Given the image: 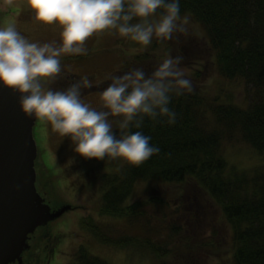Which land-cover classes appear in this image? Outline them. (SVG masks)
<instances>
[{"label":"rangeland","instance_id":"374dc122","mask_svg":"<svg viewBox=\"0 0 264 264\" xmlns=\"http://www.w3.org/2000/svg\"><path fill=\"white\" fill-rule=\"evenodd\" d=\"M25 21L36 22L38 27H29ZM9 23L30 42L60 43L61 29L36 21L27 0H0V26ZM185 27L188 28V35L174 33V39L164 43L154 38L147 48H141L115 33L94 35L86 41V55L61 57L62 71L50 87L66 90L86 76L92 87L81 89L82 99L91 107L101 110V93L111 83V77L136 68L150 74L161 59L170 54L183 57L181 67L186 69L193 84L201 85L208 104H213L218 98L221 103L248 106L252 96L250 87L240 79L231 81L219 76L204 57L205 47H200L202 39L199 27L192 22ZM109 120L113 124L114 134L119 138L122 132L120 118L109 117ZM35 125L34 136L38 144L37 191L51 206L61 204L72 207L71 211L52 223L51 227L60 233L61 243L57 254L50 260L51 264L70 263L81 246L90 255L109 264H233L231 228L222 210L198 186L164 184L160 181L142 182L134 186L125 206L149 198L163 202L146 206L143 210V216L148 219L151 248H141L137 244L139 239L148 236L144 226L139 223L127 225L122 220L100 215L96 211L104 176L116 172L123 161L107 157L102 161L84 160L74 153L71 142L53 131L49 124L37 119ZM220 149L228 166L236 170L252 171L264 167V160L239 137H225ZM42 162L51 175H44ZM42 177L43 182L49 178L50 187L43 184ZM86 218L105 226L106 230H121L127 237L133 238L131 246L113 248L101 245L93 234L81 227L82 220ZM29 245L32 247L33 241ZM42 249L40 246L37 252L31 250V254L27 253L32 258L27 264H34V258H41L44 254Z\"/></svg>","mask_w":264,"mask_h":264},{"label":"trees","instance_id":"16d2710c","mask_svg":"<svg viewBox=\"0 0 264 264\" xmlns=\"http://www.w3.org/2000/svg\"><path fill=\"white\" fill-rule=\"evenodd\" d=\"M180 10L199 27L206 61L222 78L244 81L251 89V100L245 107L218 98L208 104L201 85L193 84L190 94H172L169 108L176 113L175 123L168 124L159 113L155 118L137 116L130 130L150 136L159 152L139 167L123 162L116 172L104 176L96 211L127 225L144 226L148 236L137 244L151 248L143 210L163 202L149 198L125 206L134 186L148 181L194 184L222 210L231 228L233 264H264V167L236 170L228 166L220 149L225 137H239L264 160V0H180ZM137 121L140 129L134 127ZM43 184L50 187L49 178ZM81 227L101 244L125 248L133 241L120 230L117 236L88 218ZM35 236L31 249L41 246L48 260L61 236L50 226ZM69 264L109 263L80 247Z\"/></svg>","mask_w":264,"mask_h":264},{"label":"clouds","instance_id":"9594fccd","mask_svg":"<svg viewBox=\"0 0 264 264\" xmlns=\"http://www.w3.org/2000/svg\"><path fill=\"white\" fill-rule=\"evenodd\" d=\"M34 19L56 25L60 43L30 42L9 23L0 26V87L19 96L26 117L49 124L53 131L71 142L74 153L84 160L120 159L139 167L159 148L142 131H131L140 116L167 117L173 124L176 113L169 105L173 95L193 92V82L181 67L182 56L167 55L150 74L140 68L111 77L101 93L102 109L82 99V88H91L85 76L66 90H54L62 71L61 57L86 55V41L105 32L118 34L147 48L155 38L164 43L174 33L188 35L190 19L181 15L180 0H27ZM135 21V22H134ZM178 38V37H177ZM158 110V111H157ZM109 117L120 118L119 138ZM140 129L139 121L134 125Z\"/></svg>","mask_w":264,"mask_h":264},{"label":"water","instance_id":"95a60500","mask_svg":"<svg viewBox=\"0 0 264 264\" xmlns=\"http://www.w3.org/2000/svg\"><path fill=\"white\" fill-rule=\"evenodd\" d=\"M35 121L22 113L18 95L0 87V264L20 263L28 235L71 209L51 211L36 191Z\"/></svg>","mask_w":264,"mask_h":264},{"label":"flooded vegetation","instance_id":"af4514ba","mask_svg":"<svg viewBox=\"0 0 264 264\" xmlns=\"http://www.w3.org/2000/svg\"><path fill=\"white\" fill-rule=\"evenodd\" d=\"M57 207H58V206H57ZM57 207H55V208H57ZM55 208H54V209H55ZM56 251H57V250H56V246H55L54 249H52V250L50 251V256L48 257V260H45V261H44V264H49V263H50V260L53 259L54 256L56 255ZM35 252H37V250H36ZM35 252H33V253H35ZM22 260L25 261V262L22 263V264H27V263H30V262H31L32 258L28 257L27 255L25 256V254H23V256H22ZM34 264H40V259H39V258H34Z\"/></svg>","mask_w":264,"mask_h":264},{"label":"crops","instance_id":"0c3cea01","mask_svg":"<svg viewBox=\"0 0 264 264\" xmlns=\"http://www.w3.org/2000/svg\"><path fill=\"white\" fill-rule=\"evenodd\" d=\"M14 20V19H13ZM25 24H27L29 27H38V25L36 24V22L32 23V22H24ZM28 27V28H29ZM22 31H25L22 27H21ZM19 31V30H18Z\"/></svg>","mask_w":264,"mask_h":264}]
</instances>
